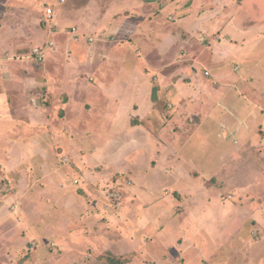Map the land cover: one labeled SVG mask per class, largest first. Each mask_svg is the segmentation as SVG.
Returning a JSON list of instances; mask_svg holds the SVG:
<instances>
[{
  "label": "rangeland",
  "instance_id": "1",
  "mask_svg": "<svg viewBox=\"0 0 264 264\" xmlns=\"http://www.w3.org/2000/svg\"><path fill=\"white\" fill-rule=\"evenodd\" d=\"M110 13L128 17L117 34ZM138 24L154 35L142 53L129 49L144 109L128 104L137 81L118 79L126 71L108 57ZM217 42L230 46L215 54ZM189 63L203 87L219 69L234 86L223 97L202 87L192 105L186 84L182 100L177 86L162 88L172 65ZM113 83L115 94L103 89ZM263 85L264 0H0V264H240L253 220L228 237L212 201L264 197V146L245 148L249 134L264 136L249 113L256 96L235 94L257 87L264 98ZM260 239L252 264L264 260Z\"/></svg>",
  "mask_w": 264,
  "mask_h": 264
},
{
  "label": "crops",
  "instance_id": "2",
  "mask_svg": "<svg viewBox=\"0 0 264 264\" xmlns=\"http://www.w3.org/2000/svg\"><path fill=\"white\" fill-rule=\"evenodd\" d=\"M108 13H109V11H108ZM113 16L114 15L110 13L108 15V17L106 16V21L109 20L110 29L114 33L117 34L123 28V25L127 22L126 20L128 19V17L127 16H124V17H122V16L115 17L114 16L113 17ZM147 28L148 27H145V26L140 25V24L135 25V27L133 26V28H132V33L133 34L131 35L132 38L127 40L125 42L124 46H120L119 44H116V45L111 46L110 49H108L109 50V53H108L109 54L108 55L109 59L113 58L114 61L119 60L120 64L118 62H116V63H118L120 65V67H118V68L119 69L121 68L120 70L123 69V71H126L125 74L122 73L121 75H119L120 77H118V79H121V80L126 82V81H128V78L133 77V81H137V83H136L137 87L136 86H134V87L130 86L131 88L133 87L132 92L135 93V95L128 102V104H130L132 101L138 100V101L141 102L142 105L143 104L145 105L143 107V109L146 108L150 104L149 99H148V94H147L148 88L147 87L145 88V86L142 85V83H140V81H141L140 78H138V77L136 78L137 73H135V68H134V65H133V64H135V57H134L135 55L133 53H131L129 49H130V45H134L136 53H137V50L139 48H140V50H139L140 52L139 53H142L143 47H145V39H148V40L154 39V35L152 34L151 31H148ZM143 30H145V31H143ZM82 37H84V36L79 32V36L75 37V38H82ZM132 40H135L136 44L132 43ZM179 40L180 39L178 38L177 42H174L173 44H171L170 41H165L163 43H159L158 42L157 46L160 47V50L167 51L169 46L170 47H175L176 43H178ZM214 44H215V47H214L215 54H218V53L220 54L222 51H224L225 48L230 46V44L227 43V42L226 43L217 42V43H214ZM157 46H156V48H157ZM45 51H46V49L44 48V58H45V55H46ZM177 55L178 56H176L172 60L173 63L177 62L178 59L181 60L182 55L181 54H177ZM95 59L97 60V57ZM98 60L101 63H103V64H106V61H107L105 59L104 60H100V58H98ZM190 64L191 63H189V66H186V64H184L183 67L181 65L178 66V67H175L174 65H172V67L169 68L170 69V73L167 74L166 76H164L162 88H165L164 86H168L170 84H172L173 87L177 86V89L175 88L176 91L178 92V93H176V97L181 99L182 98V95H181L182 87L181 86H182V84H186L187 86L190 87V90L192 89V91H191L192 94L190 95V104L192 105L193 104L192 101L194 100V96H196V99H197L201 95V93L203 92L202 90H204V89L206 90L207 88L208 89L210 88L212 90H217L218 92L220 90V94H222V97H223L225 95V93H227L228 87L232 88L234 86V84L231 83V82L229 84L226 83V82H223L221 84V79H220L219 75L222 76L223 75L222 72H224V71H223V69H219V71H218V73L216 75L217 78H214L212 81H210V83H207V81H206V84L208 86H204L203 87L202 84H201V82H202L201 79H197V77H200L199 76L200 72H197L196 70L192 69ZM4 75H5V77H9L10 73L9 72H5ZM224 76H226V75H224ZM142 80H144L143 75H142ZM196 84H199V86H196ZM110 87H112V88L108 89V88L104 87L103 89H105V91L110 90L111 92H113L115 94V92H118L116 89L118 87H120V86L117 87L116 83L115 84L113 83ZM121 87H122L123 92H124V86H121ZM202 87L204 89H202ZM224 88H227V90L225 92H224V90H225ZM179 90H180V92H179ZM99 91L101 92L100 89H99ZM235 94H236L237 97L238 96L239 97L248 96V94H252V95L256 96V97L252 98L251 101L249 102V106L253 107V109H251V111L249 113L254 118L258 117L260 122L259 121L258 122H253L252 125L253 126H258L260 128L259 131H262L264 133V118L262 119L261 115L259 116L260 113L257 112V108L263 109V111H264V98L260 95L259 91L257 90V87H249L247 89H240V90L236 87ZM119 97H120L119 101H120V103L122 105L123 101H125L124 97L121 98L120 95H119ZM122 99H123V101H122ZM203 100L204 99H202V102H204ZM111 101L114 102L113 100H111ZM217 103H219L220 105L223 106V100L222 99H219ZM186 107H187V104L185 105V109H186ZM225 107H227V105H225ZM141 108H142V106H141ZM234 117H236V119L240 120V123H242L243 120L240 119V116L236 112L234 113ZM255 124H257V125H255ZM222 127H223V129H227V124L223 123ZM246 128H249V127L246 126ZM237 132H238V129L237 130H236V128L231 129V134L235 135V134H237ZM227 133L229 134V132H227ZM224 136H225V133H224ZM246 137H248L247 138V142H246L247 145H245L246 149H248L250 151L251 150L252 151L256 150L258 152L262 151L261 147L264 146L263 145L264 136L262 137L261 134H260L259 137H258L255 134H251V135L249 134ZM234 142H237V140H234ZM127 144L128 143H126V144L124 143V145L122 147H126ZM119 151L120 150H116L115 153H118ZM65 157L66 156H64L63 159H62L63 161H64ZM68 162H69V159H68V161H64V163H68ZM75 179L79 180V178L78 177H74L73 178V184L77 185L79 182L75 183V181H74ZM247 186L248 185H245V184L243 185L244 188H246ZM244 192L246 193V194L243 195L244 196V198H243L244 204H241V200H239L235 204H232L231 202H228V201H227L228 203H224L223 201H219V200H217V201L215 200V202L212 201V203H213V208L215 210L218 209V211H219L218 212V215H219L218 219L219 218L222 219V217H223L225 219L224 222L228 221L227 230H226V232L228 231V233H226V234H228L227 235L228 237L233 236V235H235V236L239 235L240 232L242 231V226L243 225H249V223L247 224V222L253 220L252 221L253 223L250 225L251 227L249 229L248 236H247V238H245L246 240L242 239V241H241L242 248H239V250H238V253L239 252L243 253L247 249V252L249 253V256H247V254H246V256L244 255V257L241 258V263L240 264H252L251 260L254 261L255 256H256V261H257V259L259 257V254L261 255V253L259 252V249H260V246H263V245H260L261 244V241H260L261 239L260 238L264 237V197H262V199L259 198V197H255L254 198V195H252V194H255V193H252L251 191L248 192V190H244ZM229 197L232 198L233 196L229 195ZM248 197H251V199H249ZM1 214H2V211L0 210V219H2L4 217V215H3V217H1ZM258 231H259V233H258ZM251 232H253L254 235L257 234V233L259 234V241L257 243V246L255 245L256 241L249 237L250 236L249 234ZM12 240L14 241L15 238H13ZM228 241H231V240L228 239ZM251 242L253 244L252 246H254V248H257L256 250H251L250 249V247H251L250 243ZM247 245H249V247ZM4 247L5 246H3V248ZM10 247H11L10 249L15 248L13 245L10 246ZM227 248H228V251H229V249L231 251H233L232 246L228 245ZM251 252L253 254L252 255V259L250 261H247L250 258ZM257 263L258 264H264V260L261 261L260 263L259 262H257ZM227 264H229L228 260H227Z\"/></svg>",
  "mask_w": 264,
  "mask_h": 264
},
{
  "label": "built area",
  "instance_id": "3",
  "mask_svg": "<svg viewBox=\"0 0 264 264\" xmlns=\"http://www.w3.org/2000/svg\"><path fill=\"white\" fill-rule=\"evenodd\" d=\"M53 14V10L49 7L47 9V15L49 17H51ZM72 34L75 36V37H78L79 36V32L77 31V29L74 27L73 30H72ZM90 40H93L92 37H89ZM33 54L35 55L36 59L38 61H43L44 59V48L43 47H35L34 50H33ZM208 73V72H207ZM64 161H68V158H64ZM75 183H78V179H75L74 180Z\"/></svg>",
  "mask_w": 264,
  "mask_h": 264
},
{
  "label": "trees",
  "instance_id": "4",
  "mask_svg": "<svg viewBox=\"0 0 264 264\" xmlns=\"http://www.w3.org/2000/svg\"><path fill=\"white\" fill-rule=\"evenodd\" d=\"M112 263H115V264H120L121 263V261L120 260H117V259H111L110 260Z\"/></svg>",
  "mask_w": 264,
  "mask_h": 264
}]
</instances>
